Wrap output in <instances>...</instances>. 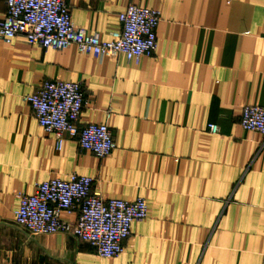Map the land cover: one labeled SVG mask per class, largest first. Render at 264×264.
Masks as SVG:
<instances>
[{"label":"crops","instance_id":"0c3cea01","mask_svg":"<svg viewBox=\"0 0 264 264\" xmlns=\"http://www.w3.org/2000/svg\"><path fill=\"white\" fill-rule=\"evenodd\" d=\"M67 2L73 24L103 40L130 3L158 10L156 52L135 63L0 41V264H264V135L239 125L243 106L264 107V0ZM45 79L80 84L78 124H107L109 156L68 136L56 148L24 100ZM71 173L104 199H145L117 258L13 223L20 193Z\"/></svg>","mask_w":264,"mask_h":264},{"label":"built area","instance_id":"2783aa9c","mask_svg":"<svg viewBox=\"0 0 264 264\" xmlns=\"http://www.w3.org/2000/svg\"><path fill=\"white\" fill-rule=\"evenodd\" d=\"M67 1L4 0L0 41L11 44L20 38L29 45L53 50L75 47L78 53L98 59L122 54L135 63L143 56H154L156 28L161 20L158 10L130 3L118 14L119 30L103 40L73 24ZM24 100L38 125L53 137L58 150L65 136L75 139L80 150L90 151L97 158L109 156L115 148L107 124H78L87 105L78 82L45 79ZM239 125L245 131L264 135V107L243 106ZM207 128L212 133L219 131L214 123H208ZM93 181L90 176L71 173L66 178L37 183L31 194L18 195L13 223L32 235L71 236L88 243L100 258H117L132 224L147 216V203L142 197L132 201L104 199L98 191H92ZM62 212L74 215V220L61 219Z\"/></svg>","mask_w":264,"mask_h":264},{"label":"trees","instance_id":"16d2710c","mask_svg":"<svg viewBox=\"0 0 264 264\" xmlns=\"http://www.w3.org/2000/svg\"><path fill=\"white\" fill-rule=\"evenodd\" d=\"M84 242V241H83ZM88 244V243H87Z\"/></svg>","mask_w":264,"mask_h":264}]
</instances>
